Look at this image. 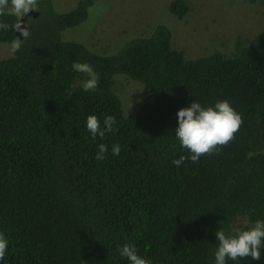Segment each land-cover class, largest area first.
Instances as JSON below:
<instances>
[{
    "label": "trees",
    "instance_id": "1",
    "mask_svg": "<svg viewBox=\"0 0 264 264\" xmlns=\"http://www.w3.org/2000/svg\"><path fill=\"white\" fill-rule=\"evenodd\" d=\"M94 4L81 0L59 13L41 0L20 39L11 0L0 3V43L19 42L0 58V233L8 240L0 264H128L116 251L125 243L150 264H214L216 230L234 235L264 220V29L239 37L230 56L188 59L166 25L99 53L62 36L86 22ZM190 10L185 0L170 7L178 19ZM77 60L99 74L94 91L72 70ZM116 76L142 87L129 114ZM196 100H228L241 124L193 162L174 130L177 111ZM90 114L112 115L114 131L93 139ZM101 143L108 151L98 161ZM227 264H264V250L260 261Z\"/></svg>",
    "mask_w": 264,
    "mask_h": 264
},
{
    "label": "rangeland",
    "instance_id": "2",
    "mask_svg": "<svg viewBox=\"0 0 264 264\" xmlns=\"http://www.w3.org/2000/svg\"><path fill=\"white\" fill-rule=\"evenodd\" d=\"M41 0H30L27 12L15 13L20 19L34 11ZM81 0H52L59 13H66ZM175 0H95L83 24L63 32L64 40L76 41L99 53L117 52L127 41L147 36L158 25L172 31V44L186 58L198 59L219 51L230 56L241 38L251 39L264 29V4L244 0H185L190 13L175 17L170 7ZM14 54V46L0 43V58ZM115 90L127 114L142 102L141 85L116 76Z\"/></svg>",
    "mask_w": 264,
    "mask_h": 264
},
{
    "label": "clouds",
    "instance_id": "3",
    "mask_svg": "<svg viewBox=\"0 0 264 264\" xmlns=\"http://www.w3.org/2000/svg\"><path fill=\"white\" fill-rule=\"evenodd\" d=\"M3 0H0L2 3ZM30 0H11L12 10L19 14L27 12ZM19 47V42H13ZM71 68L74 72L84 74L82 88L85 92L94 91L99 84V74L87 61H73ZM75 87V85H73ZM178 126L175 136L182 148L188 150V157L193 162L199 160L203 154H210L218 145L228 143L239 129L240 114L232 107L228 100H218L214 105L202 106L197 100L189 106L181 108L176 113ZM116 120L112 115L103 116L102 121L95 114L86 118V129L93 139L97 136L103 138L107 133L114 131ZM108 148L101 143L97 146L95 159L101 161L105 158ZM112 154L118 156L121 147L113 144ZM186 157L180 156L172 161L179 167ZM217 247L214 252V264H227L228 260L237 261L238 258L250 257L253 261H260L264 250V220L257 219L255 223L244 229L237 230L234 235H226L223 228L215 232ZM8 249L7 238L0 233V261ZM116 251L121 257L127 259L128 264H150V261L140 255L135 244L125 243L118 245Z\"/></svg>",
    "mask_w": 264,
    "mask_h": 264
},
{
    "label": "water",
    "instance_id": "4",
    "mask_svg": "<svg viewBox=\"0 0 264 264\" xmlns=\"http://www.w3.org/2000/svg\"><path fill=\"white\" fill-rule=\"evenodd\" d=\"M31 15H34V16H37L38 13H35L34 11H31L27 14V16L23 19L20 20V25L17 27V32H16V35L18 38L22 39L23 38V34H24V31H25V23H26V18L28 16H31Z\"/></svg>",
    "mask_w": 264,
    "mask_h": 264
},
{
    "label": "flooded vegetation",
    "instance_id": "5",
    "mask_svg": "<svg viewBox=\"0 0 264 264\" xmlns=\"http://www.w3.org/2000/svg\"><path fill=\"white\" fill-rule=\"evenodd\" d=\"M27 16V15H26Z\"/></svg>",
    "mask_w": 264,
    "mask_h": 264
}]
</instances>
